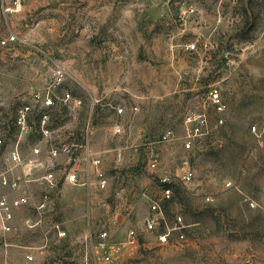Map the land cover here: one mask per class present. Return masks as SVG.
Here are the masks:
<instances>
[{
  "label": "rangeland",
  "instance_id": "obj_1",
  "mask_svg": "<svg viewBox=\"0 0 264 264\" xmlns=\"http://www.w3.org/2000/svg\"><path fill=\"white\" fill-rule=\"evenodd\" d=\"M131 19L137 21L133 36L123 29ZM10 32L21 39L0 57L1 95L8 105L2 114L10 117L6 129L11 141L16 137L11 116L34 87L47 82L53 61H58L67 68V87L86 102L73 122L74 133L81 132L91 107L90 95L76 85V79L95 85L100 101L92 107V121L100 136L112 129L127 82L141 83L156 102L149 104L140 124L154 140L163 133L170 136L162 143L166 157L161 166L172 173L189 169L193 174L188 184L174 183V198L165 203L169 222L180 213L188 224L183 245H158L154 234L141 231L137 209L142 204L147 209L148 202L140 198L127 226L119 225L111 238V261H104L98 246L96 254L89 243L77 247L80 254L89 251V264H264V0H0V39ZM188 42H195L193 51L185 49ZM149 63L165 68L153 70ZM211 86L220 89L228 105L218 127L216 114L207 108ZM206 108L210 131L199 142L201 151L192 152L184 148V116ZM39 137L37 131L27 135L24 151ZM144 147L129 155L126 166L132 164L138 178L148 176L153 182ZM126 166L124 188L130 168ZM227 181L238 189L226 187ZM114 187L106 201L119 204ZM155 188L152 195L159 191ZM134 189L129 205L144 186L136 183ZM87 194L83 218L92 221ZM208 194L213 201L205 200ZM245 196L256 206L250 207ZM127 197L125 189L122 198ZM72 204L55 219L76 224L83 206ZM99 211L98 231L107 230L100 224L103 207ZM21 212V222L33 214L31 207ZM130 227L140 233L139 244H121ZM68 246L55 250L52 258L61 257L62 251L67 255ZM0 264H19L5 261L1 242Z\"/></svg>",
  "mask_w": 264,
  "mask_h": 264
},
{
  "label": "built area",
  "instance_id": "obj_2",
  "mask_svg": "<svg viewBox=\"0 0 264 264\" xmlns=\"http://www.w3.org/2000/svg\"><path fill=\"white\" fill-rule=\"evenodd\" d=\"M235 1V0H232ZM21 41L18 34L10 32L0 39V52ZM195 42L185 45L187 51H193ZM68 76L67 68L58 61H53L50 77L41 87L32 90L31 97L20 104L11 116V123L15 127L16 137L11 141L7 128L10 123L3 115V108L7 107L6 99L1 95L2 80L0 78V242L7 252L8 247H26L16 237H12L15 231V215L17 211L32 208L33 214L22 218V224L26 229L44 228L43 235L48 237L55 232L58 237L64 236L61 221L52 219L57 203L61 198L62 186L89 185L93 174L95 188L104 190L111 181L122 177L119 167L121 152H117V166L112 171L103 168L102 158L99 152L90 145L92 124L88 120L81 131L80 138H67L64 136L65 125H51L53 112L61 107L67 108L71 117H77L78 108L82 105V99L73 95L65 88ZM208 107L216 114L215 127L224 123V115L228 110L227 103L223 100L221 91L216 86H211L208 91ZM207 108L202 111H189L184 116V148L192 152L201 151L199 142L210 131ZM136 107L133 108V111ZM12 114L13 112H8ZM117 114H123V107H116ZM37 118V119H36ZM256 127H252L255 131ZM37 131L40 134L38 140L24 151L26 136ZM115 134L123 131L120 123H116L113 129ZM169 133L161 134L155 141H149L144 147L146 167L151 172L153 184L159 189L155 194L144 188L140 197L130 203L123 217L127 222L138 208L139 199H146L148 207L142 216V229L154 234V240L158 245H183L187 239V227L183 216L177 213L172 222L168 221L165 203L174 198V183L183 185L192 182L193 174L189 169L182 172L172 173L164 170L161 166V155L158 143L169 140ZM197 143V145L195 144ZM31 183H37L41 187L39 200L33 201L30 191ZM228 188L238 189L237 184L232 181L225 183ZM17 192V195L12 193ZM124 187L118 186L114 190V198L123 197ZM213 196L208 194L205 200L213 201ZM244 200L250 207H255L256 202L248 196ZM117 206L119 204H114ZM114 211V210H113ZM115 213V212H114ZM140 233L133 227L126 230L125 240L121 244H139ZM93 238L90 232L87 238ZM111 236L106 229L96 233V242L90 243L91 252L96 254L95 246L104 252L103 259L111 261L114 252L112 249ZM89 257V251H85ZM34 254L27 253L25 259L28 262L34 260Z\"/></svg>",
  "mask_w": 264,
  "mask_h": 264
},
{
  "label": "crops",
  "instance_id": "obj_3",
  "mask_svg": "<svg viewBox=\"0 0 264 264\" xmlns=\"http://www.w3.org/2000/svg\"><path fill=\"white\" fill-rule=\"evenodd\" d=\"M123 25V29H125L124 32L129 33L130 36H133L135 34H132V30L136 29L137 26V21L135 19L128 20V22L123 23ZM5 50L6 49L0 52V57L3 55V52ZM141 65L144 64H135V67L139 69ZM147 67L153 70H164L165 68L164 65L157 63H149L147 64ZM140 84L141 83L135 84L127 82L126 87L124 89L126 93L124 97L119 98L118 104V107H123L124 113H116V120L113 123L112 129L108 131L106 135L103 134L102 136H100L99 127H97L92 121L94 119L92 107L95 103L100 101V98L96 96L94 90L95 85L90 84L81 78L76 79V85L78 87H81L86 93L90 95L88 98V104L91 107L89 108V112L86 118H84L85 122H87V120H90L92 123L90 145L95 151L99 152L102 158L103 168L109 171H112L113 168L117 166V152H121L122 156L119 162V167L122 172V177L116 181H111L108 184L107 188L104 190H97L95 188L96 186L94 183L95 179L93 178V174H91L90 176L92 183L89 185L62 186L61 198L56 205L55 212L51 215L52 219H55V217L59 216L61 211L65 212V208H67L65 207V205L68 206L69 204L73 203L80 204L78 206L82 207L84 203L85 206V191L89 193V198L88 194L87 198L88 200H91V207H89V209H91V215L93 217L92 221H90V219L88 221L84 220L83 216L85 211L83 210H85V208L83 206L82 210L79 212V219L76 224H73L71 221L69 222L68 220L61 221V227L65 232L64 236L62 237H58L55 232H51L48 237H45L43 235V229H45L47 226L44 228H35L33 230L26 229L23 226L21 220L19 219V215L22 212L21 210L17 211L14 222L15 231L13 232L12 237H16V235L18 234L19 241H21L26 247H8L7 252L4 251L6 262H16L19 264H22V262H28L25 259V255L27 253H32L34 254V263L36 264H71L75 263L76 261H79L81 264H89V257H86V255H83V253L80 254L78 251L79 249H77V247H82L83 245L87 246L88 243L90 244L96 240V233L98 232L99 224L98 222H95L97 219L95 218V216L100 215V208L103 207L105 215L104 220L100 224L107 226V231L109 235L113 237L114 232L118 229L119 225L124 224V227L127 226V222H124L125 218L123 217V211H125L129 207V203L127 202L128 199L131 200L136 195L134 189L135 184L140 183L142 186H144V188L149 189V191L151 192L157 191L155 185H152L153 182L148 176L138 178L139 175L134 170V166H132V164L131 166H126L127 162L129 161L128 157L130 154L133 155L134 152L136 153L141 147V145H145L149 141H155L154 139H152L154 137H151L150 132L146 128H144L142 124H140V119L143 118L145 116V113L149 110V104L152 102H156V98H152L153 94L148 93L143 88H141L145 86H141ZM64 85L65 88L68 89L73 95L82 99V105L78 108L77 117L74 119L71 117L70 112L65 107H61L60 109L54 111L52 115L51 125L60 126L64 124V136L67 138L79 139L81 132L79 134L74 133V131L72 130L74 125L73 122L79 119L81 108L86 104L85 98L79 94H76L71 87H67V82H65ZM34 88L32 90H34ZM106 104L108 105L110 103L106 102ZM134 107H136V110L133 111ZM66 117H68L69 120H65ZM116 123H120L123 129V131L119 134H115L113 131ZM84 124L85 123H83V127ZM158 148L162 158L161 160H164V156L166 157V150L164 144L158 143ZM125 166L130 167L127 171L129 175L125 185L126 188H124V190H127L129 198H121L119 201V205L115 210L116 206L114 205V203L112 204L111 202H109L110 199L106 201V197H109L110 191L113 186H123V170ZM30 191L33 195V201L37 202L39 200L41 187L37 183H31ZM70 191L73 192V195H71ZM74 194L76 195L75 198L73 197ZM12 195H17V192L12 193ZM137 210L138 214H141V216H143L147 209L145 208V204H142L141 209ZM90 232L93 234V238L91 237L88 239L87 236ZM67 244L70 248L67 255L62 251L61 257L57 259L52 258L56 251H61V246H65Z\"/></svg>",
  "mask_w": 264,
  "mask_h": 264
}]
</instances>
